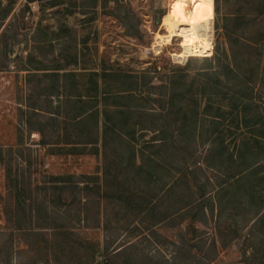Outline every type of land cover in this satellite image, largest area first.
Masks as SVG:
<instances>
[{"label":"rangeland","instance_id":"rangeland-1","mask_svg":"<svg viewBox=\"0 0 264 264\" xmlns=\"http://www.w3.org/2000/svg\"><path fill=\"white\" fill-rule=\"evenodd\" d=\"M187 2L118 0L106 6L113 13L104 15L100 6L94 12L92 0H0V18L8 11L0 20V264H8L10 251L11 264H54L43 248L25 246L20 237L17 243V233L2 230L7 167L29 176L34 197L49 210L54 177L85 176L83 221L74 222V233L99 251H119L127 264H246L253 252L258 257L264 250V220L251 226L245 212L227 208L239 181L253 190V203L264 201V156L239 172L234 167L246 159V149L251 155L264 150V118L255 126L250 122L264 102V76L255 82L242 74L247 64L236 61L238 84L224 62L221 68L204 62L215 46L228 49L214 29L213 0L210 50L181 59ZM234 3L222 0V11ZM173 34L158 48L157 36ZM171 77L178 85L172 106ZM245 104L250 106L244 110ZM169 112L178 114L177 134L166 128ZM74 116L77 122L70 120ZM149 124L157 131L146 130ZM227 158L234 166H222ZM232 173L238 179H230ZM200 190L206 214L196 227L212 261L180 242L185 215L202 202ZM185 202L188 209L177 212ZM38 224L34 220L19 235H30L28 241L45 235L49 243L52 231Z\"/></svg>","mask_w":264,"mask_h":264},{"label":"trees","instance_id":"trees-1","mask_svg":"<svg viewBox=\"0 0 264 264\" xmlns=\"http://www.w3.org/2000/svg\"><path fill=\"white\" fill-rule=\"evenodd\" d=\"M234 1L235 3L231 5V7H228V5H226L227 10L222 11V0H213V14L215 16L214 29L216 32L219 31L222 33L227 42L228 49L220 51L218 46H215L214 55L210 59L205 58L204 62L209 67H211L214 63V65L217 64L218 66H220V68L222 62H224L225 65L223 64L222 68L225 70V72H229L236 78H239L235 72L238 68V66L236 65V61H242L243 63L247 64L242 74H251L252 78L256 82L257 76H264V0ZM110 2H113L114 5H117L118 0H92L91 7L94 12L97 10V7L100 6L104 15L112 14L113 11L106 10V6ZM80 8L82 9V6ZM7 14L8 11L4 13L3 17H1L0 20H3ZM82 14L86 13L82 12ZM94 14L97 15V13ZM249 50H252L253 52L251 54L254 55L247 53L248 56L245 59L244 56ZM254 56H257V60L252 59ZM249 60H251L252 63ZM253 79L250 82H252ZM262 80L264 81V78H262ZM167 82V86L170 92L168 102L172 106V103L175 100L174 89L178 88L177 80H174V78L171 77L167 79ZM237 83L242 84L240 78ZM244 84L247 85L246 82ZM248 86L249 85H247V87ZM250 91L252 90L250 89ZM260 91L264 95V89H260ZM57 92L58 91H56V93ZM248 106L250 105L245 104L243 109L245 110ZM181 110V108H178V112H180ZM84 112L89 114L91 111L84 109L82 113ZM106 112L107 111H104L105 115L107 114ZM173 114L175 115H172V113L169 112L168 116L171 123H168L166 128L170 131L171 134H177L178 131H181L177 127L176 122L177 120L179 121V119L177 113L173 112ZM78 118L79 117L74 116L70 117V120H72V122H77ZM263 118L264 102L262 104L261 111H256L253 114L250 122L253 124V126H255ZM180 120L182 121L183 117L182 119L180 118ZM74 125L76 127L77 123H74ZM144 128L151 131L153 129V132L157 131L154 127L150 126V124L145 125ZM262 129L263 130H261V134L264 136V128ZM86 143L90 144L89 142ZM260 150H262V148ZM262 151L263 153H261ZM262 151H260L259 154L254 153L251 155L249 150L246 149L247 157L241 162L239 167L234 166L232 158H227L226 163H222V166H225L228 161L232 166L235 167V172H239L240 168L246 167L249 164H253L248 161H261L264 156V150ZM0 164L2 166H5L3 156H1V152ZM216 164L220 165L221 160L216 161ZM257 171H259L258 168ZM183 175L184 174H182L181 177H183ZM237 176L238 174L235 173L229 174V178L232 180L234 178L238 179ZM134 177L135 179H137L136 176ZM74 178L75 176L73 175H65L61 177H54L52 179V185L50 189L53 192L54 199L52 208L49 210L48 203H43L41 201L39 202L34 197L32 191L29 188L30 183L28 181H25L26 179L29 180V176H27L25 179L22 174H12L11 169L7 167L5 169V186L9 198L7 199L8 201L4 207L5 215L2 230L10 229L12 232L17 233L15 237L17 243L19 242L20 237L21 240L25 242V246L34 244L37 248H43L47 252L46 254L48 255V258L54 264H127V260L125 259L122 262V253H119V251L115 250L110 254H108L106 251H99L98 247L95 244L86 243L85 240H82L78 236V234L74 233V222L80 223L81 221H83L81 217V206H85V203L83 204V202L81 201V194L83 193V195H85L86 193L84 192V190H87V186L84 185L83 182V180H86L85 176H81L78 180H74ZM99 190V188L96 189V194L98 195L100 192ZM234 190H236L237 192V197L233 196V201H231L230 205L228 202H226V204L229 205L227 208L236 209L238 213L245 212L247 214V218H249L248 220L246 219L245 224L251 223L252 226L255 222L262 223V221L264 220V201L262 200L260 203H253V190H248L247 188L245 189L244 187H241L240 181L238 182V185L234 186ZM240 190H242L241 194ZM199 192V198L202 199V202L199 205H195L194 210H189L185 215L184 220H187L188 225L186 226L185 231L182 233L180 242L182 248L188 250V252L196 251L197 254L203 253V259L212 261L208 254L205 253L206 251H202L204 244L200 242V234H198V229L196 227L198 226L199 222L202 223L200 221L201 216L205 217L206 214V211L204 210V192L202 190H200ZM233 195H235V193H233ZM147 205L149 206V204ZM187 206H189V203L185 202L184 206H181L177 212L188 209ZM224 211L225 210L222 209L221 211H219V213H224ZM177 212H175L174 214H176ZM71 214H74V218H71ZM169 214H171V211L169 212ZM34 220H38V222L41 223L36 225L39 230L47 228L52 231L50 239L51 241L49 243L45 235H42L41 237L39 235H32V241H28L30 240V235H19V232H25V230L30 231L29 227L32 226ZM229 230L230 229H228V231ZM231 234V237L234 239L235 237H237V230L234 229V231H231ZM9 240V242H11V239ZM220 240L221 238L219 239V242ZM6 246L7 248L9 247L8 250H10L12 244L10 243V245L7 244ZM212 247H214V244H212ZM10 253L11 251L6 255L8 264H11V259L13 258H10L12 256L10 255ZM256 255L258 257H255L253 252L251 257L245 259L244 262L246 264H264V250L261 251V249H259ZM30 264H34V262L31 261Z\"/></svg>","mask_w":264,"mask_h":264},{"label":"bare ground","instance_id":"bare-ground-1","mask_svg":"<svg viewBox=\"0 0 264 264\" xmlns=\"http://www.w3.org/2000/svg\"><path fill=\"white\" fill-rule=\"evenodd\" d=\"M187 5L189 21H186L187 27L180 37L182 39L180 45L182 49L181 59L202 55L210 50L211 45L210 0H188ZM163 25L169 27L172 33L175 32L173 24L167 20V17H163ZM173 37H175V34L167 37L157 36L156 44L158 48H161L163 43L168 44Z\"/></svg>","mask_w":264,"mask_h":264},{"label":"crops","instance_id":"crops-1","mask_svg":"<svg viewBox=\"0 0 264 264\" xmlns=\"http://www.w3.org/2000/svg\"><path fill=\"white\" fill-rule=\"evenodd\" d=\"M53 89H58V87H57V86H55V87H53Z\"/></svg>","mask_w":264,"mask_h":264}]
</instances>
